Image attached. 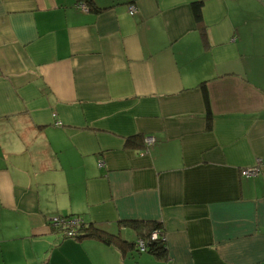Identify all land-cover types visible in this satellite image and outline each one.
<instances>
[{
    "label": "crops",
    "instance_id": "0c3cea01",
    "mask_svg": "<svg viewBox=\"0 0 264 264\" xmlns=\"http://www.w3.org/2000/svg\"><path fill=\"white\" fill-rule=\"evenodd\" d=\"M194 1L0 0V264H264V0Z\"/></svg>",
    "mask_w": 264,
    "mask_h": 264
},
{
    "label": "trees",
    "instance_id": "16d2710c",
    "mask_svg": "<svg viewBox=\"0 0 264 264\" xmlns=\"http://www.w3.org/2000/svg\"><path fill=\"white\" fill-rule=\"evenodd\" d=\"M84 3L90 7L91 0H84ZM93 7V6H92ZM94 10L96 7H93ZM192 8L194 12L195 19L198 24H201V2L199 0H196L192 3ZM200 33L202 40L206 42L207 34L204 27L200 28ZM199 86L202 89L203 92H205L206 87L204 86V82H202ZM211 113L209 104L206 101V119L210 120ZM140 139V137L138 138ZM129 142L132 140L129 138ZM66 218H72L71 215L64 216ZM121 223L123 225L131 227L136 233L140 234L142 241L144 242V250L151 253L153 256H155L158 259H166L167 258V249L165 245V241L163 239L162 230H161V222L156 220H150V219H121ZM69 227L62 228V227H54L51 226V229L53 231H60L65 238H75L80 239L82 237H91L99 239L107 244H113L117 249H120L122 255H125L126 249H132L136 248L137 251L140 250V246L138 245V242L135 240H127L120 236L119 233H115L112 231H109L104 226L95 223L93 221H86V220H78V223L71 226L67 225ZM66 227V226H65ZM73 230L75 232L74 235L68 236L67 231ZM153 231H158V236L155 239L151 238V233Z\"/></svg>",
    "mask_w": 264,
    "mask_h": 264
},
{
    "label": "built area",
    "instance_id": "2783aa9c",
    "mask_svg": "<svg viewBox=\"0 0 264 264\" xmlns=\"http://www.w3.org/2000/svg\"><path fill=\"white\" fill-rule=\"evenodd\" d=\"M79 6L82 8V9H85V10H88V7L87 5L84 3V2H81L79 3ZM129 9L131 10V12H133V7H129ZM60 124L59 122L57 123V125ZM152 140L153 139H148L147 138V143H152ZM258 172V168L255 167V168H252V169H246V170H242V174L244 176H252V175H256ZM78 220L79 219H76L75 217H72V218H66L62 215H58V216H55L53 218H51V220L49 221V223L51 224V226H54V227H62V228H67L69 226L67 225H75L78 223ZM66 226V227H65ZM75 232L73 230H69L67 231V235L68 236H71V235H74ZM158 236V231H153L151 233V238L152 239H155L157 238ZM138 242V245L140 246V249L141 250H144V242L142 241V239H140Z\"/></svg>",
    "mask_w": 264,
    "mask_h": 264
},
{
    "label": "rangeland",
    "instance_id": "374dc122",
    "mask_svg": "<svg viewBox=\"0 0 264 264\" xmlns=\"http://www.w3.org/2000/svg\"><path fill=\"white\" fill-rule=\"evenodd\" d=\"M113 232H115V233H116L117 231H113ZM126 234H127V235H129V233H128V232H126ZM125 236H126V235H125ZM128 239H129V238H128ZM129 240H133V237H132L131 239H129Z\"/></svg>",
    "mask_w": 264,
    "mask_h": 264
}]
</instances>
